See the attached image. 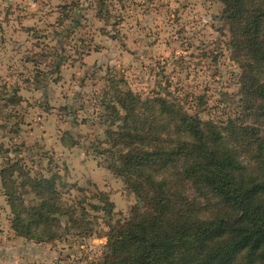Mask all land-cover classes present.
Listing matches in <instances>:
<instances>
[{
    "label": "rangeland",
    "instance_id": "obj_1",
    "mask_svg": "<svg viewBox=\"0 0 264 264\" xmlns=\"http://www.w3.org/2000/svg\"><path fill=\"white\" fill-rule=\"evenodd\" d=\"M224 9L219 0H0V264H104L110 222L145 210L101 155L115 88L165 98L216 125L255 168L259 143L244 144L237 128L264 138V113L244 104ZM16 162L33 177H61V204L76 222L63 219L53 243L11 229L1 171ZM98 192L111 214L93 209ZM195 203L203 212L211 204Z\"/></svg>",
    "mask_w": 264,
    "mask_h": 264
},
{
    "label": "trees",
    "instance_id": "obj_2",
    "mask_svg": "<svg viewBox=\"0 0 264 264\" xmlns=\"http://www.w3.org/2000/svg\"><path fill=\"white\" fill-rule=\"evenodd\" d=\"M219 1L244 68V104L262 116L264 0ZM105 108L112 128L101 155L145 210L136 209L125 223L110 222L104 264H264V138L255 128H237L244 144L259 143L250 156L256 166L249 169L220 128L203 125L165 98L142 100L115 88ZM19 165L1 171L11 229L30 241L53 243L63 219L75 221V212L61 204V177H33ZM186 184L195 199L187 196ZM196 196L211 202L208 212L196 206ZM95 197L100 206L93 209L111 214L108 197Z\"/></svg>",
    "mask_w": 264,
    "mask_h": 264
}]
</instances>
